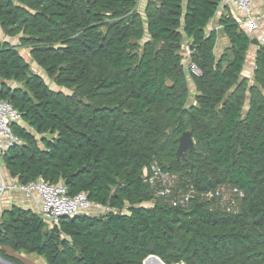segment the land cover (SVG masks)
I'll use <instances>...</instances> for the list:
<instances>
[{
  "label": "trees",
  "instance_id": "obj_1",
  "mask_svg": "<svg viewBox=\"0 0 264 264\" xmlns=\"http://www.w3.org/2000/svg\"><path fill=\"white\" fill-rule=\"evenodd\" d=\"M219 2L147 0L143 18L138 0H0L2 30L71 90H51L18 46L0 41V100L23 123L12 126L21 143L1 153L9 175L62 182L68 195L116 209L48 227L13 206L0 218V247L46 264H142L150 255L164 264H264V46L252 79L242 76L250 37L222 14L229 43L217 56L205 27ZM183 36L198 70L189 105ZM186 130L195 147L177 159ZM153 160L174 176L170 201L146 180ZM220 187L242 192L230 210L205 196ZM0 257L24 264L2 249Z\"/></svg>",
  "mask_w": 264,
  "mask_h": 264
},
{
  "label": "built area",
  "instance_id": "obj_2",
  "mask_svg": "<svg viewBox=\"0 0 264 264\" xmlns=\"http://www.w3.org/2000/svg\"><path fill=\"white\" fill-rule=\"evenodd\" d=\"M253 0H221V6L229 8L237 14L236 20L239 25L244 24L249 28H254L260 18L251 11ZM260 46H264V36H256ZM189 71L198 75V70L194 65L189 66ZM19 112L12 107L6 100H0V154L14 144H20L21 139L14 133L13 124L20 123ZM146 180L154 190L155 197H172L174 176L164 172L156 160L149 166ZM3 185L1 189L5 188ZM10 187V186H8ZM13 188L21 192L26 198L32 199L38 205V214L48 227L59 224L65 217H72L76 214L100 215L108 212H116V209L99 203L90 202L86 193L79 192L75 195H68L66 186L62 182L49 183L42 179H36L27 183L17 182ZM225 188L220 187L215 191L207 192V198L220 197L228 203V210L236 205V200L242 196V192L236 188L229 189L230 195L227 196ZM193 191L181 196L179 203H184L192 196Z\"/></svg>",
  "mask_w": 264,
  "mask_h": 264
},
{
  "label": "crops",
  "instance_id": "obj_3",
  "mask_svg": "<svg viewBox=\"0 0 264 264\" xmlns=\"http://www.w3.org/2000/svg\"><path fill=\"white\" fill-rule=\"evenodd\" d=\"M146 2L147 0H138V5H137V10L143 18L145 17L144 11H145ZM221 5L222 4L220 0L219 7L215 16L209 20V22L205 27L206 34H209L213 31L216 35V43L214 46L215 54L216 51L223 50L225 47H227L229 43L228 38L224 35L222 31V26L219 23V19L221 15L230 13L234 18H236L237 16V14L231 11V9L224 8ZM251 11L255 16L261 19L260 22L254 28H249L244 24H240L241 29L244 30L247 33V35H249L250 39L256 38V36L258 37L259 35L264 36V0H253L251 3ZM0 41L7 42L10 45H14V46L19 45V38L15 36L7 35L2 30L1 27H0ZM189 41L190 40L186 36H183L182 45L186 46L189 43ZM259 46H260L259 44L256 46L250 43L247 53L253 54L251 55V57H253V60L247 59V56L245 58V62L242 69V74L244 73L243 76L245 77H250L251 79L253 77V70L255 65L254 64L255 53ZM184 50L185 48L181 49V54H184L182 63L184 65V68L186 69L185 72H186V77L188 79L189 96L187 103L189 105L195 103L196 91H195V84L192 78H190V82H189V77L191 73L187 67L190 63V59L187 53L184 52ZM250 74H252V76H248ZM17 182L18 180L16 178H13L9 175L7 168L2 162V158L0 154V218L5 211L10 210L13 206H18L24 210H29L35 214H38L37 203L34 202L32 199L26 198L21 192L13 188V185L16 184ZM3 185H5L6 187L1 189ZM0 249H2L8 256H13L17 259H19L20 253L23 252V251L13 250L10 246H1ZM32 254L38 257V259H36L38 264H42L41 263L42 261L44 264H46L42 256L37 255L36 253H32ZM39 257H41V261L39 260L40 259ZM23 263L26 264V262ZM0 264H12V263L6 258H1Z\"/></svg>",
  "mask_w": 264,
  "mask_h": 264
},
{
  "label": "rangeland",
  "instance_id": "obj_4",
  "mask_svg": "<svg viewBox=\"0 0 264 264\" xmlns=\"http://www.w3.org/2000/svg\"><path fill=\"white\" fill-rule=\"evenodd\" d=\"M141 43H142V41H140V45H141ZM18 51L23 56V58L30 64L32 70L34 72H36L37 74H39L43 78L45 84L51 90H54V91H62L65 94H71V92H70L71 90L70 89L65 88V87L57 84L52 78H50L48 76V74L43 69H41L40 67H38L36 65V63L29 56V50H28L27 47H24L23 45L22 46H18ZM137 51L139 53L141 52V46L138 47ZM187 51H189L188 48H185L184 52L186 53ZM222 52H223V50L216 51V55L219 56ZM182 55L184 57V54H182ZM251 55H253V54H250V53L248 54L247 53V55H246L247 56V59L253 60V57H251ZM243 74H242V76H243ZM248 76H252V74H250ZM190 78H192L191 77V74H190V77H189V82H190ZM225 193H226L227 196L230 195L228 189L225 190ZM162 200H164V201H170L171 200V197H169V198H162ZM39 258H40L39 260L41 261V257H39ZM19 259H21L23 262H26V264H38L37 261H36V259H38V257L36 255L32 254V253L22 252V253H20ZM0 261H1V258H0ZM41 263L44 264L43 261Z\"/></svg>",
  "mask_w": 264,
  "mask_h": 264
},
{
  "label": "water",
  "instance_id": "obj_5",
  "mask_svg": "<svg viewBox=\"0 0 264 264\" xmlns=\"http://www.w3.org/2000/svg\"><path fill=\"white\" fill-rule=\"evenodd\" d=\"M250 43L254 45H258V40L256 38L250 39ZM183 71V67L179 69V72L181 73ZM178 144L175 151V156L177 159L185 160V154L187 151H193L195 147V141L193 137L191 136V132L189 130H186L181 133V135L178 137ZM153 258L155 260V263L157 264H164L157 256L150 255L146 259L143 260L142 264H144L148 259Z\"/></svg>",
  "mask_w": 264,
  "mask_h": 264
},
{
  "label": "clouds",
  "instance_id": "obj_6",
  "mask_svg": "<svg viewBox=\"0 0 264 264\" xmlns=\"http://www.w3.org/2000/svg\"><path fill=\"white\" fill-rule=\"evenodd\" d=\"M183 48H188V50L189 51H187L186 53H187V55H188V57H189V52H190V48H189V45L187 44L186 46H183L182 45V49ZM184 58V57H183ZM190 59V58H189ZM183 60V59H182ZM191 64L189 63V65H188V67L187 68H189V66H190ZM182 66H183V70L185 71L186 69L184 68V65H183V63H182ZM191 73V72H190ZM191 75H192V73H191ZM194 75V74H193ZM16 124H19V125H22L23 123H22V119H21V122L20 123H16ZM14 125V124H13ZM13 129V128H12Z\"/></svg>",
  "mask_w": 264,
  "mask_h": 264
}]
</instances>
